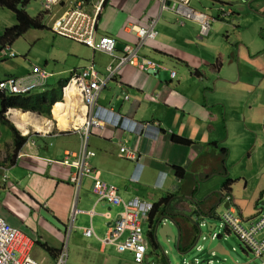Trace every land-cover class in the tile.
I'll return each instance as SVG.
<instances>
[{"label":"crops","instance_id":"0c3cea01","mask_svg":"<svg viewBox=\"0 0 264 264\" xmlns=\"http://www.w3.org/2000/svg\"><path fill=\"white\" fill-rule=\"evenodd\" d=\"M45 1L31 0L26 5L29 14L40 15L45 28L29 29L24 35L32 45L43 42L47 48L34 56L38 61H31L27 53L23 70L12 66L7 76L26 74L37 65L48 75L44 88L35 90L43 91L64 78L70 80L76 70L92 65L98 71L105 83L93 109H104L107 119L87 136V149L94 152L87 160L100 178L116 186L124 200L139 198L154 204L173 194L169 203L173 217L169 216L184 248L191 244V221L196 217L209 215L206 220L216 226L213 221L220 220L219 213L227 204V199L219 200L223 193L231 196L230 205L245 223L255 220L264 210L260 206L264 190V0H192L195 8L212 17L206 34L197 22H180L172 10H160L155 0H56L46 10ZM76 1L97 13L96 38L115 37L114 55L51 30L53 21ZM151 15L158 16L156 35L138 54L160 67L141 70L122 64L111 73L124 47L137 41L136 32L125 26L145 24ZM65 86H71L72 95L64 94ZM65 86L62 100L55 103L75 102L69 127H58L51 108V118L36 113L51 123L48 130H36L17 150L12 134L1 142L0 216L33 239L31 255L41 264H54L63 244L67 252L79 253L85 264H121L123 260L126 264L133 258L131 252H119L98 239L121 206L99 201L87 176L75 185L70 180L74 168L61 162L69 152L81 151L85 137L76 128L90 114L73 84ZM13 110L18 109L10 108L7 114ZM138 122L155 123L159 130L155 135L146 130L138 134L131 130ZM120 147L134 152L136 158H126ZM228 178L233 182L227 192ZM73 206L77 212L72 216ZM106 211L111 219L102 216ZM88 226L95 236L83 234ZM153 239L156 244L150 237L148 241L156 248ZM214 247L221 252L227 249L221 240ZM261 259L263 263L264 255ZM146 260H154L152 252H146Z\"/></svg>","mask_w":264,"mask_h":264},{"label":"built area","instance_id":"2783aa9c","mask_svg":"<svg viewBox=\"0 0 264 264\" xmlns=\"http://www.w3.org/2000/svg\"><path fill=\"white\" fill-rule=\"evenodd\" d=\"M55 1L46 0L43 9H49ZM155 1L158 2L160 10H172L179 15L180 22L184 19L197 22L202 34H206L211 26L212 17L206 11L195 8L191 4L192 0ZM100 8L101 5L97 7V12ZM227 15H223V17ZM157 19L158 16L151 15L145 24L125 26V28L136 32L137 41L134 45L127 44L124 47L123 54L117 57L118 61L115 67L111 69V73L122 64H133L141 70H153L160 67V64L156 61L138 54L139 48L155 37ZM96 27L97 13L88 12L83 8L80 1H76L72 7L53 21L51 30L59 36L114 55L115 37L105 34L96 38ZM7 56H15L13 51L9 50V45L0 49V58ZM47 77V73L41 67L34 65L31 71L26 74L7 76L0 79V90L17 95L31 93L45 86ZM171 77H175L174 71L171 72ZM68 82H71L74 89L81 95L86 112L89 109L90 114L85 124L81 128H76L77 130L82 129L85 137L81 151L78 153L69 152L68 156L61 162L74 168L70 180L75 185H79L82 177L87 176L92 179V191L97 195L99 201L121 206L115 221L109 222L105 235L98 238L100 243L114 246L119 252L129 251L133 254V259L137 264H144L147 252L145 242L146 238L149 237L147 232L145 237L142 224L143 222L147 223L148 214L153 208V203L139 198L122 199L117 193V187L103 181L99 172L92 168L87 160L88 156L94 154L93 151L87 149V136L92 127L101 126L103 121L107 119L104 117V109L99 107L97 111L93 109L105 81L100 77L98 71L90 65L74 71ZM114 123L118 124V120ZM131 130L138 134L145 133L143 130H146L150 135H155L159 129L155 123L138 122ZM120 151L123 152L126 158H136V154L126 147H120ZM225 199H227L229 205L220 213L218 218L224 224L225 229L236 234L246 245L254 259L261 258L264 255V210L259 212L255 220L247 224L238 211L230 205L231 196L227 194ZM76 212L77 210L73 206L72 216ZM89 213L93 215L94 211L91 210ZM102 216L111 219V215L107 211L103 212ZM83 234L88 237L95 236L93 227H84ZM217 236L216 233L211 232L210 234L212 239ZM33 244V239L27 233L12 226L0 216V264H41L31 255ZM198 249H201V247L198 246ZM67 254L66 245L63 244L54 264H66ZM260 264H264V262Z\"/></svg>","mask_w":264,"mask_h":264},{"label":"rangeland","instance_id":"374dc122","mask_svg":"<svg viewBox=\"0 0 264 264\" xmlns=\"http://www.w3.org/2000/svg\"><path fill=\"white\" fill-rule=\"evenodd\" d=\"M15 22L16 20L14 13L0 6V34L3 32L5 27L13 25ZM27 38L30 40L28 36ZM27 38L23 34L18 38H16L9 45V50L13 51L15 56L13 57L7 56L0 58V78H4L7 75H9L10 74L9 69L12 66H14L16 69L23 70V60L27 53L29 54L31 61L32 60L38 61L39 59H36L34 56L38 54L39 50H44L47 48V45L44 44L43 42H38V43L36 42L35 45H32V43L29 42ZM31 56H33L34 58ZM51 83L53 82L49 81V84ZM11 114H12L11 111L9 114H7L6 112L7 119L8 118L11 119ZM33 114L36 116V113ZM19 133L23 136L24 135L30 136L34 134L35 131L29 130L28 133H23L19 131ZM10 134H11V130L6 125L0 124V144H2L1 142H4L7 136H9ZM5 149L6 150L4 151V153L8 151L9 147L7 146V148ZM213 223H216V226L215 228H212L211 232L216 233L217 235H221V238L218 239L216 237L213 240H210L211 238L208 235L209 230L207 223L204 222V220H201L200 230L203 234L200 236L196 246L191 247L190 249H188L189 248L188 246L187 248H185L186 249L185 251L180 250V249H184L182 244L179 248H177L176 241L173 242L169 241L170 242L169 245H166L164 242L161 241L160 237H158L157 238L158 247L155 248L148 241V238H146L145 243L148 249L147 253L152 252V254L154 255V260L149 262L146 260L144 264H159L163 262L165 264H189L188 261L196 264H206L208 262L211 264H216V262L214 261L216 260V257L207 254V247L210 243L211 246H214V244L219 240L223 241L226 245V248L229 250V256L216 255L219 259H222L224 257L226 258L224 264H235L234 262L251 264L250 262L251 259H253L252 261H255L256 264H260L262 259L261 258L254 259V256L248 251L246 245L238 238L236 234L226 232L225 226L220 220H214ZM142 227L146 237V232L148 227L147 223L143 222ZM174 229L177 230V226H174ZM169 246L171 247V249H169ZM198 246L201 247V249H198ZM67 253L68 256H67L66 264H85L79 253L70 250ZM125 254H129V253L126 252ZM209 258H213V261L209 260ZM121 264H125V260H123ZM126 264H136V263L133 261V258H131L126 261Z\"/></svg>","mask_w":264,"mask_h":264},{"label":"trees","instance_id":"16d2710c","mask_svg":"<svg viewBox=\"0 0 264 264\" xmlns=\"http://www.w3.org/2000/svg\"><path fill=\"white\" fill-rule=\"evenodd\" d=\"M30 1L31 0H0V6L12 11L15 15L16 20L13 25L5 27L3 32L0 34V49L7 45H10L16 38L23 35L29 29L45 28L40 15L32 16L26 10V5ZM68 80L69 78H64L60 80L54 87H50L43 91H33L31 93L21 95L10 94L0 90V124L6 125L11 130L13 139L12 146L16 150L25 143V141L27 140V136L21 135L14 124L9 119H7V110L10 108H14L22 110L24 112H34L46 118H51V108L56 104L55 102L62 100V88L67 85ZM180 140L185 143L189 142L188 139L181 138ZM7 160L8 158H6V161ZM2 163L3 161L0 160V164ZM177 170L179 172L182 171L179 168ZM232 182L233 179H227L225 183V190H227V192L229 185H231ZM173 196V194H168L167 196L161 198L158 202L154 203L152 210L148 214L147 233L153 244H156L153 239L154 224L160 216L167 214L171 215L169 203ZM171 216L173 217V215ZM197 232L198 229L196 228V226L191 224V240L194 239V236H196Z\"/></svg>","mask_w":264,"mask_h":264},{"label":"water","instance_id":"95a60500","mask_svg":"<svg viewBox=\"0 0 264 264\" xmlns=\"http://www.w3.org/2000/svg\"><path fill=\"white\" fill-rule=\"evenodd\" d=\"M22 112H24V111H22ZM16 129L18 131H20V129L18 127H16ZM225 196L226 195L223 193V195L219 196V200L225 198ZM227 205H228V202L225 205V207H227ZM260 206H261V208H264V190H263L261 197H260ZM208 216L204 215L202 217H196L195 220L191 221V224L196 226V228L198 229V232L196 233V236H194V239L191 240V244L189 245L188 249L196 246L201 234H203L200 230L201 219L207 223L208 230H209V232H208L209 236L211 234L212 228H215V224H213L214 226L211 227L210 223L206 220V217H208ZM174 225H175V222L171 219V217L168 214L160 216L159 219L155 222L154 227H153V230H154L153 236H154L155 240L157 241V238L160 237L161 241L164 242L166 245H169V243H170L169 241H171V242L176 241L177 248H179L181 246V244H180L181 243V236H180L179 232L176 233L174 231V229H173ZM210 240H213V239L211 238ZM169 249H171L170 246H169ZM180 250H182V249H180ZM185 250L186 249H184L182 251H185ZM207 254L211 255L213 257L214 256L216 257V260H214L216 262V264H224V262L226 261V258L224 257L222 259H219L216 255L229 256V250L226 249V250H224V252H221L218 249H216L214 246H211V243H210L207 247ZM209 260L213 261V258H209ZM188 263L189 264H196V263H192L190 261H188ZM234 263H236V262H234ZM206 264H211V263L208 262Z\"/></svg>","mask_w":264,"mask_h":264},{"label":"bare ground","instance_id":"6f19581e","mask_svg":"<svg viewBox=\"0 0 264 264\" xmlns=\"http://www.w3.org/2000/svg\"><path fill=\"white\" fill-rule=\"evenodd\" d=\"M110 72H111V70H110ZM70 88H71V86H65L64 94L66 96H70L73 94V89L70 92L69 91ZM74 90L77 92L76 89H74ZM76 95H77V93H76ZM76 97L77 96H75V98ZM74 103H72V102H70V103L66 102V104L56 103L52 107V114H53L54 118L56 119L57 125L59 128H67L71 124L70 122L73 123L71 118H72L73 111H74V105H75ZM11 118L13 119L16 126L23 133H28L29 130H34V131L37 130V131L43 132V131L48 130V128H50V125H51V123L45 119H42L38 116H35L32 113L22 112L20 110H13L12 114H11ZM82 120H84V119H82ZM67 156H68V154H67Z\"/></svg>","mask_w":264,"mask_h":264}]
</instances>
